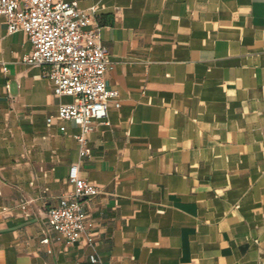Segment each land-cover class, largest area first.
<instances>
[{"label":"crops","instance_id":"crops-1","mask_svg":"<svg viewBox=\"0 0 264 264\" xmlns=\"http://www.w3.org/2000/svg\"><path fill=\"white\" fill-rule=\"evenodd\" d=\"M75 1L97 7L119 105L79 159V126L46 122L71 97L0 14V264H264V0ZM75 162L100 190L69 241L47 209Z\"/></svg>","mask_w":264,"mask_h":264},{"label":"built area","instance_id":"built-area-1","mask_svg":"<svg viewBox=\"0 0 264 264\" xmlns=\"http://www.w3.org/2000/svg\"><path fill=\"white\" fill-rule=\"evenodd\" d=\"M96 10V6L78 7L75 0H0L7 31H24L32 44L22 60L44 65L54 94L71 97V101L60 103L46 122L70 119L79 126L74 134L79 159L90 153L86 134L94 121L106 117L107 102L119 105L117 89L107 87L104 81L112 61L94 21ZM67 178L72 189L48 207L47 222L56 238L75 241L86 231L83 201L100 189L80 175L78 162L69 165ZM41 241L48 243L49 237ZM89 261L102 264L94 254L89 255Z\"/></svg>","mask_w":264,"mask_h":264}]
</instances>
